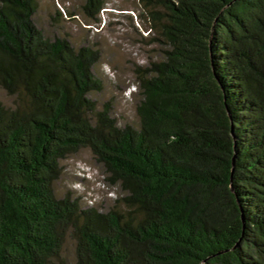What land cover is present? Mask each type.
<instances>
[{
    "label": "trees",
    "instance_id": "obj_1",
    "mask_svg": "<svg viewBox=\"0 0 264 264\" xmlns=\"http://www.w3.org/2000/svg\"><path fill=\"white\" fill-rule=\"evenodd\" d=\"M143 2L163 47L135 127L90 95L97 50L0 0V264H66L69 239L72 264H264V0ZM81 148L123 191L106 211L55 193Z\"/></svg>",
    "mask_w": 264,
    "mask_h": 264
},
{
    "label": "rangeland",
    "instance_id": "obj_2",
    "mask_svg": "<svg viewBox=\"0 0 264 264\" xmlns=\"http://www.w3.org/2000/svg\"><path fill=\"white\" fill-rule=\"evenodd\" d=\"M86 0H39L35 22L47 36L67 37L78 48L97 50L99 60L94 72L101 81L100 90L90 95L99 108L111 106V114L120 126H140L137 105L140 72L161 56L162 41L155 33L149 11L143 0H105L95 17L86 13ZM5 105L14 104V97L0 90ZM62 171L54 183L58 197L70 194L82 207L106 211L122 196L118 184L109 180V173L89 148H81L61 161ZM74 245L68 240L63 259L72 264ZM51 264H61L59 260Z\"/></svg>",
    "mask_w": 264,
    "mask_h": 264
}]
</instances>
